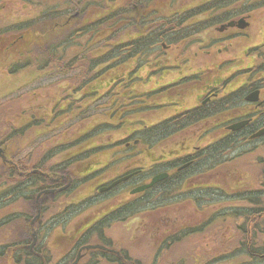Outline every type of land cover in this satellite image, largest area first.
<instances>
[{"label":"rangeland","instance_id":"1","mask_svg":"<svg viewBox=\"0 0 264 264\" xmlns=\"http://www.w3.org/2000/svg\"><path fill=\"white\" fill-rule=\"evenodd\" d=\"M41 1L47 2L46 4L48 5H62L65 6V8L66 5L70 7L72 4H75L74 0ZM135 1L136 0H115V3L116 6L126 3L130 5L132 4L133 6V3H137ZM155 1L163 3L166 0ZM211 2H213V0H171L169 3L170 16L172 10L178 13L179 16L187 14L189 17L188 21H191V24L195 29H198L199 32L200 26L204 23L202 31L206 34V37L210 36L218 40L225 38L219 45L221 52H218L216 47H214L216 49L208 47L207 44L209 43H205L204 47L199 48V37L197 39L192 38L193 42L196 40V45L190 46L189 44L191 42L190 39H188L185 44L186 48L181 46L180 49H177L176 54L181 55L182 57L181 59H178V61L181 60L185 75L201 72L202 74L199 77L201 79L208 69L216 70L217 64H221L223 61H228L234 58L237 59L238 62L235 64L236 67L239 68L249 70L247 68L248 66H261L262 61L260 56H264V47L260 49L254 48L257 46L259 47L260 44H264V3L243 4L241 5L242 7L234 9L236 14L230 15V18L236 17L235 19L238 21L239 19H243V16H246L247 18L244 17V19H248L250 25L243 29V35L230 40L231 36L229 35L238 30L230 28L225 32L219 33L217 30L214 31L213 27H211L208 22L207 16L205 17L206 13H208V11H205V8L210 5ZM139 3L143 4V1L139 0ZM254 6V12L245 15V12L248 9H253ZM80 9V7L72 8L69 11V15H66V17L63 15L58 17V22L65 21V24L67 23L66 26H68L63 32V35L57 33L52 34V31L57 32V30L55 29V25L51 23L52 21L50 19L44 21L39 20L37 22L35 29L41 28V31L47 33L49 36H47L48 38L44 37V39L38 43L39 45H35V52H32L34 64L24 67L16 65L14 62L20 61L21 58H24L29 54L20 57L19 52L16 51V49L11 48L12 39L17 36L12 35L11 33L5 34L4 31L6 30L5 28L12 23H18L20 21L26 22L32 17H35L34 13L37 11L38 14L40 7L35 4L30 6L22 0H4L3 2H0V110L4 113L3 123H9L13 129L18 130L16 135L10 138L8 146L5 147L7 157L14 161H17L22 155L32 151H35L39 155L38 157H40V155L44 154L43 152L46 148H49L47 149L49 150L48 152H54L57 157H61L62 154L56 150V146L59 147L61 151H66L72 147V149L82 150L83 152H86L91 146L108 147L115 142L127 139L133 132L138 133L142 131L144 125V123H142L143 116H146L143 119H147L146 123L149 127L150 124L154 126L158 123L159 119H162V117L164 118L172 111L174 112L175 110L188 108L194 105L197 101V90L195 87L188 88L187 86L189 91L183 95L182 99H180V103L183 104L181 107L177 109L173 107L168 110V107H162V100L157 102L160 100L157 97L152 102V105L159 104V106L156 107L158 109H155V114L153 111H150V114L148 115H142L141 113L137 116H130L125 122V119L123 122L118 119L115 121L110 120L111 117L109 116L116 111L115 109H111V106L105 104L104 97H102L105 90H98L97 93L94 94V101L82 106V101L78 98H82V93L78 91L79 89H75L76 91L73 92L69 89L71 87L77 88L79 86L78 82L85 79L84 77L88 76V73H90L88 68H84L82 65L79 66L80 64L76 62L77 59L73 61V58L78 56L80 51L85 50L83 46H79V44L84 45V43H82L83 39H78L74 42L71 41L73 39L70 40L71 42L69 41L70 45L67 50L68 52L65 54L66 60L63 71H57L50 67H43L45 64H49V61L43 59L50 58L55 60L58 58L56 57L57 55L59 57L61 56V54H58L59 52L56 51L60 49V47L58 48L57 46L62 40L70 37L68 35L72 29L71 17L69 19L68 16H72L73 19L75 18V22H82L87 18L86 13L80 12ZM200 9H202L204 13L197 15L193 14ZM159 11L162 12V9ZM96 15L97 14L91 12L90 16L94 17ZM223 16H225V14L218 12L217 17L215 15L211 20L214 21L215 19L217 21L219 17ZM198 34L199 33L197 32L195 35L197 36ZM19 35L21 36V34ZM30 37L31 36L23 37L24 39L21 40L22 42H26L31 39ZM129 37L130 35H125L123 41L127 42ZM15 40L16 38L14 41ZM241 40L242 42H239ZM204 41L205 40H202V42ZM243 43L244 48H250L249 55L246 54L247 48H245L246 50L244 48H239ZM225 46H228V51L224 48ZM162 52L163 50L150 54V61H159L160 63L158 64L166 63L165 57L167 56V53L163 52V55L165 53L163 57ZM179 52H182L183 54H180ZM256 54L258 57H254ZM162 58L164 59L161 60ZM84 61L86 62V60ZM172 61L173 59H171V63L177 62ZM181 62H179V64ZM132 68L133 67H131V69ZM140 68L141 69H138L140 70L138 75L141 74L147 80L148 84L144 87L147 91H150L152 88L155 89L158 84L165 83V81L169 80V78H166L167 70H165L166 72L159 70L155 74L153 73L154 69L151 68V65L150 68H148V66H146L145 69L142 67ZM226 68L227 65L224 64L218 69L219 71L216 70L219 72L217 76L218 79L221 80L226 77V74H228V69ZM257 68L258 67L255 69ZM113 71H117L118 73L119 70L113 69L109 71L105 78L107 83L117 75V73H113ZM253 71L254 70L252 69L250 70L251 78ZM175 75L176 74H173V76ZM193 78H197V76ZM192 84L193 83H190L189 85ZM187 88L185 87V89ZM65 90L69 93H65L64 96H70L71 92V95L73 96H70L69 99L62 100L63 92ZM84 92H86V90ZM162 94L163 93H159L156 96L160 97ZM51 110L57 112V115L58 113H61V116L64 119L68 113H72V116L68 117V121L63 125H59L58 117L56 120L58 123L57 125L53 124L50 127H38L32 125L29 113L33 114L32 116L35 119L42 118V120L46 122L48 120V113ZM118 110L120 113L117 116L120 118L124 109L119 107ZM74 116L75 119L73 118L72 120V117ZM37 123H41V120ZM8 133H10V131H3L2 135L7 136ZM182 140L183 139H171L168 143L164 141L161 145H157L156 155L161 154V152L164 153V149L169 150V148L173 147L178 148L181 151L183 149V144H181ZM207 141H210V139H203V141L200 142L202 148H205L206 144H208ZM189 142H191V140H189ZM186 145L189 147V144ZM260 146H263L260 142L257 146L241 145L238 152L245 151L247 155L235 160L231 164H225L221 167L217 166L212 173L203 175L202 180L205 184L208 182V187H205L196 193V195L200 197V201L192 193L189 198L173 199L177 201L172 203L171 199L166 198L164 194H157V192L153 191L150 193V197L145 196V198H143L146 199L144 206L139 211L133 212L131 216L133 221L131 228H127L129 226H123L120 223H115L113 227L108 230L106 229L105 232L108 233L113 243H120L121 240H124V242L122 241L121 243L124 244V248L129 251L128 255L130 256V261H128L127 264H135L137 261L142 264L153 263L155 251L159 243L165 238V235L170 231H175L181 227H190L191 229H194L193 231L196 230V232L175 245L173 251L170 249V251L166 250L161 257L160 264H170L171 261L181 256L186 258L188 264H197L198 262H201L202 264H234L236 260L234 259L235 257L231 258L232 256L230 255L226 256L223 252L227 251V248H233L237 245L239 238L238 235H235L236 231H234L231 226H228L225 229H220L219 225L214 227L210 226L208 229L210 223L207 222L210 221L211 218H218V215L215 214L216 211H221V209L226 210V207L232 205V202L228 199L232 197L230 195H232L231 193L233 189H237L238 187V190L244 188L253 189V187L258 186L261 172L256 159L263 150V147L261 148ZM188 147L186 146L187 149ZM103 149L104 148L101 150ZM71 151L73 152V150ZM110 153L111 151L100 152V154H98L99 157L94 155L89 163L96 159H98L99 163H104L103 160H109ZM83 155L85 154L83 153ZM78 156L80 155H77V157ZM81 159L82 157L78 158L76 162H79ZM56 160L57 158H54L52 161H47L45 167H53ZM152 161L153 160L149 158H143L141 155L133 156L130 160V166H128L129 164H124L121 168L119 167V169L116 170H111L113 165L107 166L105 167L107 171L100 173V177H102L100 184L109 182L134 167L145 166L146 169L149 170ZM2 163L3 161L0 158V169ZM76 165H78V163H76ZM210 167V163L207 166H204L205 171ZM146 172L147 171L139 176L141 180H146L144 177L146 176ZM98 181L92 182L91 188L93 190L87 188V194H84V183L81 182L80 186H78L79 190H83L80 191V194L78 193V196L82 194L81 196L83 198L78 199L75 202L76 206H73L70 210L76 212L81 206L87 205V209L91 211L85 216L80 217V219H75V224L78 228H85L90 223L99 221V219L105 214H107V218L114 217V215L116 216L118 213L116 208L134 198L129 194V191H124V188H116L115 191L99 194L97 190V185L99 184ZM217 185H219L221 190L219 188L216 189ZM189 188L193 190V187ZM189 188L184 189L189 190ZM224 191L227 192L228 195L225 194ZM152 194H155V198L150 200ZM35 205L36 197L32 203L28 201L25 203L19 201L16 204L7 203L5 212L6 214L17 212L29 215V221H31L36 214ZM43 208V215L39 224L36 226L39 232V246L47 241L48 232H46V230L52 228L54 224H57L62 220V217L57 219L59 217L50 214L54 211L52 201L44 202ZM95 208H97V210H94ZM206 223L208 226H205ZM14 227L12 233L21 235L20 224H14ZM204 228L207 230H204ZM200 229H203L204 231L202 230V232H200ZM5 233L10 232L5 231ZM53 234L55 235L54 238H56L54 252L52 253V255L55 256L54 258L62 259L64 258V254L69 255L70 252L73 253L72 257H74L77 252V249H73L76 239H73L72 236H59L58 230L52 233V235ZM2 238L3 237L0 235V243L3 241ZM95 239V237L91 238V242H94ZM94 261L95 258H93V255L88 254L84 257L81 264H92ZM100 264L105 263L102 262Z\"/></svg>","mask_w":264,"mask_h":264},{"label":"trees","instance_id":"2","mask_svg":"<svg viewBox=\"0 0 264 264\" xmlns=\"http://www.w3.org/2000/svg\"><path fill=\"white\" fill-rule=\"evenodd\" d=\"M3 1L4 0H0V2ZM22 1L30 6L35 4L40 7V10L38 14L36 11L34 13L35 17H32L28 21H20L18 23L15 22L5 28V34L11 33L12 35L17 36L12 39L11 48L16 49V51L19 52L20 57L29 54L26 57L21 58L20 61L14 62V64L24 67L34 64L32 52H35V45H39L38 43L41 42L44 37L49 36L47 33L42 32L41 28L35 29L39 20L44 21L50 19L52 21L51 23L55 25V29L57 30V32L52 31V34L57 33L63 35V32L68 26H66L67 24H65V21L58 22V17L62 15L66 17V15H69L70 9L80 7V12L86 13L87 18L82 22H75V18L73 19L72 16H68L71 17L72 29L68 35L70 37L62 40L57 46L58 48L60 47V49L56 51L59 52L58 54H61V56L59 57L57 55L56 57L58 58L55 60L50 58L43 59L45 61H49V64H45L43 67H50L57 71H63L66 60L65 54L68 52L67 50L70 42L83 39L82 43H84V45L79 44V46H83L85 50L80 51L78 53L80 56L78 55L74 57L73 61L77 59L76 62L80 64L79 66L82 65V67L88 68L90 73H88V76L84 77L85 79L78 82L79 86L77 88L71 87L69 90H72L73 92L76 91L75 89H79L78 91L82 93V98L78 97L79 100H88L89 102L94 100V94H96L98 90H105L102 97H104L105 104L107 106H111V109L116 107V105L113 104L114 99L119 100V107L124 109V112L121 113L120 118L112 113V115L109 116L111 117V121L118 119L123 122L125 119V122L128 118H130V116H137L141 113L142 115L150 114V91H147L144 88L148 82L141 74L138 75V72L140 71L138 69H141L140 67L145 69V67L148 66V68H150V26L153 24L154 33H157L163 30L166 26L179 27L186 20H188L189 17L179 16L178 13L172 10V14L171 16L169 15V18L167 19L168 24L166 25V20H162L163 18L159 19L157 14L153 13L154 21L150 24V0H142L143 4H140L139 0H136L135 2L137 3H133V6L128 3L116 6L115 0H74L75 4H72L73 7H68L66 5V8L62 5H48L46 4L47 2L41 0ZM170 1L171 0H166L163 3H157L170 9ZM262 2L264 3V0H213V2L205 8V11L213 12L216 14V17L218 12L225 14V16L219 17L217 21L214 19L215 22L220 23L228 20L230 15L236 14L234 9L240 7L241 5L247 3L260 4ZM135 5L137 7L136 10L134 9ZM158 9L161 10L162 8L159 7ZM254 9L255 6L253 9H248L246 12H251ZM130 11L132 14L131 16L133 17L132 20L127 19ZM91 12L97 15L94 17L90 16ZM201 12L204 13L203 10ZM159 13L161 14L160 17H162V12ZM19 34H21V36ZM125 35H130L127 42L123 41ZM181 35L184 34L182 33ZM189 35L190 32L187 31L186 36ZM28 36H31V39L26 42H22L21 39ZM15 38L16 40L14 41ZM84 60H86V62ZM131 67L134 69H131ZM113 69H117L119 71L118 73L117 71H113V73H117V75H115V77L107 83L105 78L109 71ZM261 69H258L256 74L260 73ZM93 70L95 71L93 72ZM97 79H100L101 81L99 80L100 82L96 85L98 82ZM85 90L86 92H84ZM65 93L68 94L69 92L67 90L63 92L62 100L69 99L70 96H73L71 94L70 96H64ZM32 115L33 114L29 113L32 125H35L36 121ZM144 117L146 116H143V118ZM3 118L4 113L0 110V147L5 148L10 143V138L14 137L18 130L13 129L9 123L4 124ZM73 118L75 119V116L72 117V120ZM143 118V130L138 132V135L132 133V135L126 140L115 142L113 145H109L108 147L91 146L87 152L88 174L87 176H83L80 180L78 179L77 184H80L81 182L88 183L90 190H93L91 188L92 182L102 179V177H100L101 174H99L101 172L96 171L93 173V169L113 165L112 170H116L119 169V167L121 168L124 164H129L133 156L142 155L143 158L150 159V151L154 148L152 146L155 145V147H157V144H159L162 140L158 138H155L154 141L150 140V127L146 123L147 120ZM65 122L66 120H62V122L60 121L59 123L60 125H63ZM3 131H10V133L5 136L2 135ZM237 144L238 141L234 142L228 139L219 141L218 146L220 157L217 162L218 166L221 167L225 164H231L232 161L242 156L243 153H240L230 159H224V156L228 155L230 150H233L232 152H234L238 148ZM102 148L104 149L101 150ZM47 149L49 148H46L43 152L44 154L40 155V157H38L39 155L35 151H32L22 155V157H20L17 161L13 160L14 164L12 165L5 163H2L1 165L0 235L3 237V241L0 243V264H48L52 259L51 257L54 252V245L56 244V238H54L55 235H52V233L57 230L59 231V236L64 235L65 237L72 236L73 239L75 238L76 241L74 244H76V246L81 243H88V241H91V238L95 237L98 241L116 248L121 253V256H117L115 254L96 250L93 253L95 261L92 264H100L102 262L105 264H127L128 261H130V256L128 255L129 251L124 248V244L121 243L122 241L124 242V240L115 244L111 241L110 236L105 231L106 229L108 230L113 227L115 223H120L123 226H129L127 228H131V224H133L131 216L133 212L139 211L144 206L146 199L143 198H145V196L150 197V189H147L140 194H136V197L119 205L116 208V211H118L116 216L114 215V217L112 216L107 218L106 214L102 217L103 219L101 218L99 221L90 223L87 226L85 233L83 232L84 234L76 231L78 226L75 224V219H80V217L85 216L91 211L87 209V205L81 206L76 212L70 210L73 206H76L75 202L82 197V194L80 195L81 197H78L77 194V198H74V196H71V194L74 193L72 191L61 193L53 199L55 206L52 205L54 211L51 213H53L55 217H59L57 219L62 217V220L57 224H54L52 228H48L49 230H46V232H48L47 241L43 242V245L39 246L38 244L35 248V252L40 254V256L35 255L28 249L27 246L32 241V226L30 225L31 221H29V215L17 212L6 214L5 209L7 207V203L16 204L19 201H23L24 203L28 201L32 203L39 190L49 187V179L44 176H40L38 173H34L33 170H41L42 172L45 171L50 174H56L57 171H59L58 174L61 171L65 173L66 171L77 172V169H72L74 164L73 159H59L54 152H48L49 150ZM56 150L62 154L59 147L56 146ZM105 151H111L109 160H103L104 163H99L98 159H96L95 161L89 163L94 155L99 157L98 154ZM54 158L58 159L53 164V167H45V163L47 161L54 160ZM77 158H81V156H78ZM140 181L142 180L138 177L131 184L134 186ZM41 184L42 186H40ZM183 190L184 188L178 184L170 185L166 188L164 196L171 199V202L174 203L177 200L173 199H181L185 197L183 196ZM259 190L260 189L258 188L255 190L246 189L244 191L235 192L234 195H230L232 197L228 200L232 202V205L229 204L231 206L226 207V210L221 209V211H213L216 215H218V218H211L210 221L207 222L210 223L209 226L207 223L205 224V226H208V229L210 226L214 227L219 225L220 229H225L228 226H231L234 231H236L235 235H238L239 238L237 245L233 248H227L228 250L226 249L227 251L223 252L226 256L230 255L232 256L231 258L235 257L234 259L236 260L234 264H261L262 261L264 262V218L258 217L260 211L257 209L259 207L257 204L260 197ZM74 191L79 194L81 193L77 192L76 186L74 187ZM225 194L228 195L227 192H225ZM193 195L198 200L200 199L196 193H193ZM189 197L190 195L187 194L186 198ZM248 207L249 209L247 210ZM94 210H97V208ZM246 211H249L250 213L253 212V214H246ZM14 224H20L21 235L12 233L15 228ZM205 228L204 230H207ZM193 230L194 229H191L190 227H181L175 231L167 233L165 238H163V240L159 243L155 251L154 262H151V264H160L163 253L169 249L173 251L175 245L196 232V230ZM200 230V232H202L203 229ZM5 231L10 233H5ZM135 264L142 263L137 261ZM170 264H188V262L185 257L181 256L171 261ZM197 264L202 263L198 262Z\"/></svg>","mask_w":264,"mask_h":264},{"label":"flooded vegetation","instance_id":"3","mask_svg":"<svg viewBox=\"0 0 264 264\" xmlns=\"http://www.w3.org/2000/svg\"><path fill=\"white\" fill-rule=\"evenodd\" d=\"M159 3L156 4L155 0H150V24L152 21H154L153 13L157 14L159 19L163 18L162 20L167 21V19L169 18V12L167 11V9H165L164 5L162 6ZM246 5L249 4L247 3ZM159 7H162V17H160V11L158 12ZM201 11V9L197 10L193 14H200L202 13ZM131 15L132 14L130 11L129 17L127 18L128 20L133 19ZM215 15L216 14H214L213 12H208L206 13L205 17L207 16L208 22L210 26L213 27L214 31L217 30V32H219V27L221 25H225V22H220L217 24V22L211 20ZM184 16L188 17L187 14H184ZM68 18L70 19V17ZM235 18L236 17H231L229 20L236 22ZM188 20H186L179 27L166 26L163 28V30L157 33H154V25L151 24L150 26V54H153V52H159L161 50L167 53V56L165 57L166 63L158 64L160 63L159 61H150L151 68L154 69L152 70L155 74L159 70H162L163 72L167 70V72L165 71L166 78H169V80L165 81V83L158 84L157 88L150 89V111H153V113L155 114V109H158L156 107H158L159 104H157V106L154 105L155 109H153L152 106V102L157 97L160 99L157 102H160L162 100V107H168V110H170L173 107L177 109L183 105L180 103V99H182L183 95L189 91L188 88L195 87L198 93V98L194 105L182 110H175L174 112L172 111L164 118L162 117V119H159V124L157 126H153L151 124L152 127L150 128V139L158 138L164 140L166 143H168L171 139H183L181 143L183 144V149L181 151L178 148L173 147L169 148V150L164 149V153L161 152V154L156 155L157 150L154 148L151 149L150 159L153 161L150 164L149 173L146 174L147 180H151L154 175L160 172H168L169 174L164 181L158 182L151 189V192L154 191L157 192V194L165 195L166 188L168 186L178 184L183 188L193 187V190L189 188V190H186V192L197 193V190L201 189L202 187H208V182L207 184H205L202 180V176L208 173H212L213 170L216 169L215 167L218 166L217 162L220 154L218 146L219 140L228 139L234 142L238 141L239 144H251V141L253 140L254 145H259V142L263 145V150L259 154L256 161L261 172V178L257 186L260 189V200L259 202H257V204L259 205L257 209L260 211L258 217L264 218V134L259 138L252 139L253 134L264 128V63L257 69H255L256 67L253 68L252 66H248L247 68L249 70H246L244 68L236 67L235 63L238 61L235 58L228 61H223V65H227L226 69H228V74H226V77L222 78L221 80L217 78L219 73V64H217L216 66V70L218 71L214 69H208L204 76L201 77V79L199 78L202 74L201 72L191 75H185L182 68V62L181 60L178 61V59H181L182 57L181 55L176 54V50L180 49L181 46L186 48L185 44L187 43L188 39H190L191 42L189 45L194 46L196 45V40L195 42H193L192 38L197 39L199 37V48L204 47L205 43H209L207 44V46L212 48L216 47L218 52H221L219 45L220 43H222L221 41L225 39L223 38L218 40L214 37H206V34H204L202 31L204 23L200 26L199 32L198 29H195V27L191 24V21ZM167 24L168 21L166 25ZM230 28L238 30L229 35L231 36L230 40L232 38L243 35V29L239 28L236 23L234 26H231L229 28L225 27L224 31L222 32H225ZM187 31L190 32L189 36H186ZM197 32L199 34L196 36L195 34H197ZM182 33L184 35H181ZM202 40L205 41L202 42ZM239 42H242V40ZM262 47H264V44L260 45V48ZM224 48L227 49L226 51H228V46H225ZM239 48H244V43ZM179 53L183 54L182 52ZM246 54H250L249 47L247 48ZM254 57H258V55L256 54L254 55ZM261 57L264 58V56ZM163 59L164 58H162L161 60ZM171 59H173L172 62H177L171 63ZM179 62L181 63L179 64ZM251 69L254 70L252 78L250 73ZM258 69H261V71L260 73L256 74V71ZM212 71L215 73H213ZM173 74L176 75L173 76ZM253 75H257L258 77ZM195 76H197V78H193ZM99 80L100 79H97L98 82L96 83V85L101 81ZM221 82L223 83L221 84ZM190 83L193 84L189 85ZM185 87L187 89H185ZM256 89L260 90L259 100L251 101L250 99H248V96ZM159 93L163 94L160 97L156 96ZM80 101H82V106L90 103L88 100ZM113 104L116 105V107L114 108L116 112L114 114L118 115L120 113L118 110L119 100L114 99ZM71 116L72 113H68V115L65 116V119L68 120V117ZM57 117L59 122L65 120L61 116V113H58L57 115V112L51 110L48 113V120L46 122L43 121L42 118H36L35 121L39 122L41 120V123L36 122L38 127H50L53 124H56ZM244 122H246V124L237 130H231L229 128L233 124ZM155 128H157L158 130H155ZM203 139H210V141H207L208 144H206V148L201 147L200 142L203 141ZM189 140H191V142H189ZM186 144H189V147ZM186 146L188 147V149L186 148ZM71 150H73V152ZM83 153L85 154L86 152H83L82 150L72 149V147L67 149L66 151H62V158L68 159L74 157V164L72 166V169H77V172L66 171L65 173L61 171L58 174L59 171H57L56 174H50L49 172H42L41 170L37 171L40 176H44L49 179V188H51L50 191L44 192L42 195H40L39 202H37V207L41 208L40 217H42L43 215L42 211L44 202H49L50 200H52V205L55 206L53 203V199L61 193L72 191L74 193H72L71 196L77 198L78 193L74 191V187L76 186L77 192H80L77 185L78 179L81 177L83 178V176H87L88 174V158L86 154L83 155ZM77 155H80L82 157L79 162H76L78 159ZM61 157L58 158L61 159ZM76 163H78V165H76ZM209 163L211 167L205 171L204 166H207ZM143 173L144 172L141 169L134 171L133 176L128 180V182L119 185L118 188H124V190L126 191L130 187L127 186L128 183H132ZM40 186H42V184ZM115 189L116 187L112 190L115 191ZM86 190L88 191V189H85L84 194L87 192ZM151 197L152 198H150V200L155 198V194H152ZM248 209L249 207L247 208V210ZM50 214L53 216L52 213ZM246 214H253V212L250 213L249 211H246ZM77 231L79 232L81 231V229L78 228ZM82 246H84V244L81 243L78 246H73V249H77L78 251ZM33 253L37 256H40V254H37L35 251H33ZM92 253L93 252H91V250H83V258L81 259L79 264H81L85 256ZM114 254L119 256V254L117 253ZM54 257L55 256L52 255V259L48 264H71L74 260L72 259V252H70L69 255L64 254V258L62 259H55Z\"/></svg>","mask_w":264,"mask_h":264},{"label":"water","instance_id":"4","mask_svg":"<svg viewBox=\"0 0 264 264\" xmlns=\"http://www.w3.org/2000/svg\"><path fill=\"white\" fill-rule=\"evenodd\" d=\"M233 23H230V25H232ZM247 25V23L244 21V19H241L239 22H238V26L239 27H245ZM258 97H259V90H256L254 92H252L249 96H248V99L250 100H258ZM246 122L244 123H237V124H233L230 126L231 129H238L240 127H242L243 125H245ZM264 133V128L259 130L257 133H255L253 136H260ZM2 152V148H0V155L1 157L3 158V160H6V157L4 155L1 154ZM131 175H125V176H122L116 180H114L109 186H106V187H103L101 189V191L103 190H108L110 189L111 187L117 185L118 183L122 182V181H125L127 180ZM168 176L167 173H160V174H157L155 175L152 180L149 182V183H144V184H141V185H138L137 187L133 188L131 190V193L134 194V193H138V192H142L150 187H152L154 184H156L157 182L165 179L166 177ZM39 213H40V210H38V214L36 215V217L34 218L33 221H35L38 217H39ZM37 242V237H36V232H34V239H33V242L31 243L30 245V248H32ZM85 248H100V249H107L105 246L101 245V244H92V245H87ZM81 252V251H80ZM80 252L78 253V256L76 258V260L74 261L73 264H78L80 258H81V254Z\"/></svg>","mask_w":264,"mask_h":264}]
</instances>
